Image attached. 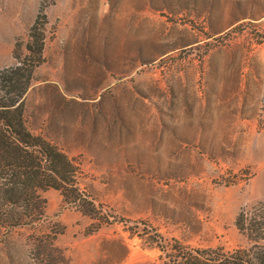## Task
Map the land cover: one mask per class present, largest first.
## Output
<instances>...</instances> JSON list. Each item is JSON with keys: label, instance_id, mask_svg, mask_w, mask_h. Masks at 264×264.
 <instances>
[{"label": "rangeland", "instance_id": "374dc122", "mask_svg": "<svg viewBox=\"0 0 264 264\" xmlns=\"http://www.w3.org/2000/svg\"><path fill=\"white\" fill-rule=\"evenodd\" d=\"M20 86L10 108L74 161L98 213L50 187L31 221L1 206L0 264H43L49 228L66 264L245 244L235 217L264 197V0H0V104Z\"/></svg>", "mask_w": 264, "mask_h": 264}, {"label": "trees", "instance_id": "16d2710c", "mask_svg": "<svg viewBox=\"0 0 264 264\" xmlns=\"http://www.w3.org/2000/svg\"><path fill=\"white\" fill-rule=\"evenodd\" d=\"M34 38L38 40L36 35ZM18 71L17 67L10 68L5 78L18 79ZM23 89L20 86L15 99L0 104L1 112L10 111L16 117V122H1L3 118H0V207L19 209L5 214L12 225L22 224L25 218L31 221L43 214L44 201L38 191L50 187L60 191L63 201L83 207L84 214L97 215L93 202L85 198L75 184L78 167L74 161L54 144L28 130L21 122L20 102L10 108L19 100ZM234 224L244 238V245L225 249L222 246L189 247L176 241L168 248L158 244L162 264H264V197L242 208ZM61 231L49 228L36 236V254L48 250L49 258L43 264H66L60 249L53 244ZM54 257L57 260L53 262Z\"/></svg>", "mask_w": 264, "mask_h": 264}]
</instances>
